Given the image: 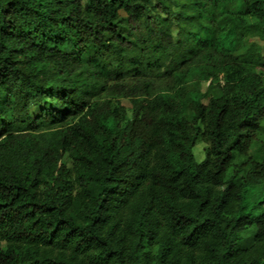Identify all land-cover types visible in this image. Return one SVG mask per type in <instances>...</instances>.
Wrapping results in <instances>:
<instances>
[{"label":"trees","instance_id":"obj_1","mask_svg":"<svg viewBox=\"0 0 264 264\" xmlns=\"http://www.w3.org/2000/svg\"><path fill=\"white\" fill-rule=\"evenodd\" d=\"M262 49L264 0H0V264H264Z\"/></svg>","mask_w":264,"mask_h":264},{"label":"rangeland","instance_id":"obj_2","mask_svg":"<svg viewBox=\"0 0 264 264\" xmlns=\"http://www.w3.org/2000/svg\"><path fill=\"white\" fill-rule=\"evenodd\" d=\"M262 50L264 53V49ZM123 104L125 106H128L126 101H124ZM203 147H205L204 144L201 141H197L196 145L192 148V154L197 163L202 162L205 159V153Z\"/></svg>","mask_w":264,"mask_h":264}]
</instances>
